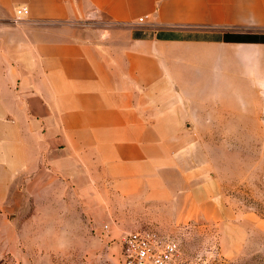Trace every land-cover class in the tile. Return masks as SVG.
Wrapping results in <instances>:
<instances>
[{
  "label": "crops",
  "instance_id": "obj_1",
  "mask_svg": "<svg viewBox=\"0 0 264 264\" xmlns=\"http://www.w3.org/2000/svg\"><path fill=\"white\" fill-rule=\"evenodd\" d=\"M0 22V164L43 202H153L197 110L264 115V41L228 39L264 37V0H0Z\"/></svg>",
  "mask_w": 264,
  "mask_h": 264
},
{
  "label": "rangeland",
  "instance_id": "obj_2",
  "mask_svg": "<svg viewBox=\"0 0 264 264\" xmlns=\"http://www.w3.org/2000/svg\"><path fill=\"white\" fill-rule=\"evenodd\" d=\"M218 102L181 126L191 138L161 157L181 173L163 174L153 202L147 190L112 196L92 217L69 191L43 202L31 174L0 164V264H122L127 234L147 229L177 241L171 264H264V115L235 118Z\"/></svg>",
  "mask_w": 264,
  "mask_h": 264
},
{
  "label": "built area",
  "instance_id": "obj_3",
  "mask_svg": "<svg viewBox=\"0 0 264 264\" xmlns=\"http://www.w3.org/2000/svg\"><path fill=\"white\" fill-rule=\"evenodd\" d=\"M27 13L25 8L16 11L17 19ZM179 245L169 236L147 229L134 231L124 239L122 264H171Z\"/></svg>",
  "mask_w": 264,
  "mask_h": 264
},
{
  "label": "trees",
  "instance_id": "obj_4",
  "mask_svg": "<svg viewBox=\"0 0 264 264\" xmlns=\"http://www.w3.org/2000/svg\"><path fill=\"white\" fill-rule=\"evenodd\" d=\"M229 40L232 39L234 41H240V42H254V41H264V37L262 36H251V35H241L236 36L234 38H228Z\"/></svg>",
  "mask_w": 264,
  "mask_h": 264
}]
</instances>
